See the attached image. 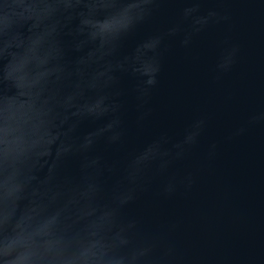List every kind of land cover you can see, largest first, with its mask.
I'll return each mask as SVG.
<instances>
[{
	"label": "water",
	"instance_id": "water-1",
	"mask_svg": "<svg viewBox=\"0 0 264 264\" xmlns=\"http://www.w3.org/2000/svg\"><path fill=\"white\" fill-rule=\"evenodd\" d=\"M0 264H264V0H0Z\"/></svg>",
	"mask_w": 264,
	"mask_h": 264
}]
</instances>
